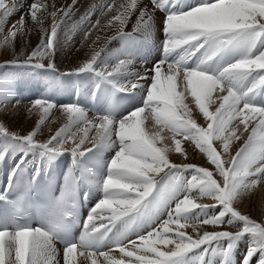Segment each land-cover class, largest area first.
Here are the masks:
<instances>
[{
  "label": "snow or ice",
  "instance_id": "snow-or-ice-1",
  "mask_svg": "<svg viewBox=\"0 0 264 264\" xmlns=\"http://www.w3.org/2000/svg\"><path fill=\"white\" fill-rule=\"evenodd\" d=\"M163 3L166 0H151V9L145 7L140 11L137 26L149 22L152 11L162 7ZM20 7L22 5L18 0H8V3L0 0V31H3L7 19ZM136 7V0H131L125 12L114 17L121 24L120 32L127 15ZM71 8L68 6L60 9L62 17L68 16ZM41 9H46V5L42 0H36L28 10L31 19L38 24L43 22ZM50 15L53 18L50 34L44 30L46 38L42 37L43 43L22 62L33 63V60L44 57L52 60L60 24L57 22V11H52ZM24 25L25 16L22 15L17 24L13 25L15 30H10L5 40L15 37L17 31L23 34ZM165 34V58L146 70L154 75L139 76L128 85L129 90L147 85L146 101L142 107L121 120L118 127L108 117L98 118L99 124L84 120V135L78 141L74 138L76 134L68 133L65 126L49 140L39 144L46 149L51 146L57 152L70 150L74 154L79 152L83 155L113 134L120 143L119 150L110 162V175L103 183L106 198L101 199L87 217L85 235L81 241L63 248V264H74L72 257L78 248L81 249V256L87 253L85 259L97 254L105 257V264H180L181 258L188 252L201 247L207 251L209 246L221 241L229 242L224 253L227 255L232 247L231 242L245 234L255 237L256 243L250 247L244 264H248L257 252L261 254L257 264H264V222H257L235 207L242 195L264 183V107L253 106L247 99L250 94L264 87V48L256 51L257 44L264 42V0H210L185 12L169 13L165 17ZM233 42L243 46L245 52L240 59L225 66L218 74H207L199 67H186V61L201 49H206V58L201 60V64H204ZM174 50L183 53L179 61L168 59ZM99 55L100 52L93 54L91 60L77 71L92 68ZM123 63L116 70L123 67ZM34 64L44 66L40 62ZM165 64L167 73L162 76L161 68ZM112 74L106 73L108 76ZM249 78L246 90L240 91L237 86ZM141 80L145 83H141ZM178 80L182 84L180 91H177ZM214 93L216 99H213ZM189 95L192 100L185 103ZM217 99L221 102L214 112L209 111V105L215 104ZM45 103L36 101L33 106L43 107ZM191 103L203 114L206 127L199 126L192 118V109L189 107ZM53 107L47 103L44 111ZM145 109L149 110L148 115L142 118ZM62 110L68 114L69 121L73 120V114L79 113L73 106L63 107ZM82 117L83 114L79 113V118ZM149 119L159 126L158 130L145 129V120ZM235 120H239V124L232 126ZM240 124L243 129L237 135ZM92 129H96V135L90 138L92 147L82 149ZM164 130L172 134L170 139L177 152H182L181 141L176 139L179 136L205 153L222 180L218 182L214 179L213 171L207 167L171 162L167 155L171 149L166 144L157 147L158 143L169 139L161 135ZM244 133L248 135L243 145L234 156L230 155L231 142L240 139ZM36 134L32 131L21 139L34 144L38 142L34 139ZM69 140L72 146L65 147ZM213 141H220L217 147H222V153L213 147ZM189 170L193 174L187 178L183 193L175 196L174 203L169 206L167 218L159 220V230L152 228L146 235H138L135 240L127 239L115 245L122 256L135 257V261L115 259L97 246L99 236L114 221L138 210L157 188L161 174L167 176L169 173ZM194 191L199 193L197 199L207 197L214 203H196L191 198ZM103 209L109 210L111 215L100 216L97 210ZM193 211L197 214L189 220V214ZM96 218L107 219L108 224L101 223L98 227ZM234 221L242 222L241 227L235 230L224 227L232 225ZM200 224L220 226L221 230L204 231L202 235L197 232L196 238L183 231L192 227L195 232ZM158 245L171 247L162 251ZM57 254L58 250L49 234L41 229L0 231V264H59ZM92 264H97L96 259H92Z\"/></svg>",
  "mask_w": 264,
  "mask_h": 264
},
{
  "label": "bare ground",
  "instance_id": "bare-ground-1",
  "mask_svg": "<svg viewBox=\"0 0 264 264\" xmlns=\"http://www.w3.org/2000/svg\"><path fill=\"white\" fill-rule=\"evenodd\" d=\"M77 1L78 0H75V3ZM18 2L22 5V7H20L13 15H11L13 16L12 18L9 17L7 19L6 23L3 26V31H0V87H5L4 90L2 89V94H0V124H5L10 127V125H12L14 121L18 123L17 126L19 125L16 131H7L8 133H4L6 137H4L3 140H0V144L2 143V145L0 146V189L2 188L1 185L5 181H7L8 176L12 174V170L19 159H24L28 161L32 168L45 169L48 163L54 159H58V156L62 154V152L67 151L74 154L70 150H63L57 152L51 146L47 149L42 148L39 146V144H42L45 141L49 140L52 136L56 134L57 131L62 128H65V126H67L68 133L76 134L74 138L78 141L84 135L82 131V129L85 127V125L83 124L84 120L94 121L95 123L99 124L98 118L100 117V112L98 109V104L101 103L104 112L105 103L109 99V96L111 94V91L108 94H105L103 92L105 90L104 88H98V85L103 84L104 81L111 82L115 86H119L125 90H129L128 85L131 82L134 83L137 77L142 75H147L150 77L154 75L153 72H146V70L151 69L153 65L165 58L163 50V44L166 39L165 17L167 15L165 14L168 12H184V9L181 8L180 5L181 0H166V3H163L161 7L164 10V13L160 12L158 9H155L151 13V19L149 22L137 26V19L139 18L140 11L143 10L145 7L151 9V0H136L137 7L133 9L134 13L131 15L128 21L129 25L125 28L124 24L122 32H120L121 24L118 20H115V22L113 23V18L116 13L121 14L125 12L126 8L128 7L126 0H104L105 4L113 2L114 3L110 10L111 14L109 13L111 16L106 14L102 17L101 21H103V19V22H111L113 20L111 22L112 24L119 25L120 28L115 33H118V35L121 33L119 37L112 39L115 34H113L112 30H110V33H112L110 37H101L98 39L95 38L94 40L89 39L92 35V31L98 32L101 29V25L99 23L97 24L98 26L91 29V31H87L85 35H83L82 33L85 32L84 29L86 24L83 27L78 26L79 29L77 28V30H75L76 28L72 27V29H69L66 33H64V29L67 28L66 25L65 27L60 28V30H58L57 32L56 38H61L69 41V38L74 32L77 34V36L79 34L82 35L79 39L83 37L82 40L84 43L82 45V48H79L78 51H75L73 55L72 53H68L66 55L67 52L65 51L61 52V54L59 55L66 57L65 61L63 62L66 67L63 68L61 73H72L73 76L76 78L79 87L77 92H73L71 94L72 86L68 84L65 79L63 81H58V79L53 75V73L49 71H45L49 72L45 73V75L42 72L39 73L40 75L34 76L32 78L30 77L29 80H32L33 85H35L36 82H41V84L42 82H44L43 87L39 88L38 90L39 94H41L42 97L41 100L54 105L52 109L45 112L44 108L47 107V103H45L43 107H34V103L31 105L23 104L22 100L20 99L19 93L23 92L24 89L25 91L28 90L30 92L33 89L32 87L28 86L27 82L21 80L24 77L23 73H25L24 71L27 66H22L23 68H25L24 71L18 69L16 71L11 70V72L5 71V67L10 63H15V61H23L27 55H30L32 51L39 48L40 44L43 43L42 37H45L44 30H47L49 34L51 32L53 18L50 13L52 11H57V22H59V20L65 18L62 17V13L59 10L68 6L73 7V0H42V3L46 5V9H41V13L43 16L42 24H38L33 21L31 19V16L28 14L30 5L33 2H36V0H18ZM79 2L77 6H79ZM96 2L97 0H95V2L91 5L93 6ZM6 3H8V0H6ZM130 3L131 2H129V4ZM88 11L90 12L89 15H92L91 8ZM22 15L25 16L23 34H21L20 31H17V35L15 37H9V39L6 41L5 37H8V33L11 30L10 27L12 25H16ZM12 30L15 29L13 28ZM136 31L140 32V34ZM89 33L91 35H88ZM73 35L75 37H72V43L69 42L70 44L68 45L71 50L73 48L74 43H78L80 41L76 40L77 36L75 34ZM136 35L139 36L140 41L136 44L135 47H130L132 50V52L130 53L128 52L127 46H133V42H135V39H133V37ZM92 40L95 42L93 43ZM96 52H100V55L94 62L92 68L85 69L83 71H77L86 62L90 61L92 55ZM205 52L206 49H201V52H196L194 55H192V58H194V60L188 65V61L190 60L189 58L186 61V67L188 69H196L199 67L200 70H203L206 73L212 72L215 75L216 72L223 69V66L225 64L221 62L219 57H217V59H215L214 61L209 60L206 63L201 64V60L206 58ZM174 53H177L180 57H182L183 55L180 50H174L170 53V55ZM69 56L73 58V61L68 60V58H70ZM54 57H56L55 54L52 56V59ZM46 59L48 58L44 57L41 60H33V63H35L36 61L43 63L44 68H54L52 66L53 62H46ZM174 60L179 61L180 59L176 58ZM122 61L124 62L123 67H120L119 70H116L117 66L120 65ZM17 66H19V64ZM55 70L57 69L55 68ZM108 72H112L113 74L111 76H108L106 75V73ZM161 73L162 76L167 73V64H165L161 68ZM250 79L251 78H249L248 81H244L237 86L240 87L243 84L242 89H240V91H244V89L247 88ZM140 82L145 83V81L143 80H141ZM146 87L147 85L130 89L129 91L131 93V96H133L130 99V102L119 110L118 115L115 118L108 117L114 123L117 124V127L118 123L124 118H126L132 111L143 106L146 101ZM181 89L182 84H180L178 80L177 91H180ZM21 94L24 95L25 93L23 92ZM224 94L226 93H222L221 95ZM83 95L86 97L90 96L92 98V101L93 97H95L96 103L92 104V106L85 105L84 109H79L75 106V108L79 110V113L83 114V117L82 119L79 118V113H76L73 114V120L69 121L68 114L65 113L62 108L67 106L74 107L75 103L80 101L81 96ZM101 97H103L102 100ZM75 98H78V100H75ZM213 99H216L215 93L213 94ZM14 100L18 101L17 104L12 107V109L4 107ZM191 100L192 98L189 95L188 98L185 100V103H189V101ZM19 102L21 104H18ZM220 102L221 101L217 99L215 104H210L209 111L214 112L215 108L219 105ZM189 107L192 109V118L196 120L198 125L205 127L206 123L203 114L199 113V110L194 103H191ZM21 109H23V111L25 109L26 112L24 111L25 113H22ZM148 111V109H145V112L141 114V117L143 118L144 116H147ZM124 112H127V115H124ZM104 117H106L105 112ZM152 122L154 121H151L150 119L145 120L144 127L146 130L151 129L150 123ZM238 122L239 120L233 121L232 126L237 125ZM242 129L243 125L240 124L239 130L237 131V135H240V130ZM32 131H35L37 133L34 139L38 140V142L34 144H28L24 142L21 137L29 134ZM1 135L3 136V132L1 133ZM9 135H12L14 138L11 139ZM95 135L96 129H92L91 131H89V139L85 140V143L81 146V148H91L92 142L90 138ZM161 135L169 139H166L163 143H158L157 145H161L163 147L166 144L171 149L168 152V155L171 158V162L177 164L190 163L201 167H207L210 171H213V178L219 177V174L215 172V166L211 165L205 153L203 155V159L199 158L200 153L202 152H200L192 142L185 140L183 137H176V139H180L182 149V152H177L175 150L174 142L170 139L172 134L169 133L167 130H164ZM247 135L248 133H244V135L241 136L240 139H234L231 142L230 155H235V153L243 145ZM71 146L72 142L71 140H69L68 144L65 145V147ZM119 148L120 143L113 134L108 139L97 144L94 148H91L90 151H86L83 155H80L79 152L74 154V156H76L75 170H77L80 174L81 184L88 192L90 203L89 206H87V209L90 208L91 211L95 208V206L99 203L101 199L106 198L107 194L103 188V183L105 179L110 175V162L115 157L116 152L119 150ZM219 153H222V151H219ZM180 172L181 173H178L179 175L184 172V177L182 176L184 184L181 183L182 177L180 179L177 177L179 179V183L183 185V187H181L180 189V185H176L173 191L171 190L170 192V189L171 187H173V184L168 182V176L162 178L160 181V187L162 186V189L167 192V195L165 194V200L163 199L164 201L160 202L159 209L161 208L162 211L164 209L166 211V214L171 203H174L176 196L175 192L177 191L178 193V191H180L181 193L179 194H182V191H184L186 187L187 178L193 174L191 170ZM162 175L163 174H161V176ZM164 179L166 180L165 182ZM249 179H254V177H249ZM160 192L162 193V190H160ZM198 196V191H194L191 198L196 203H214V201L207 197L197 199ZM235 207L237 208V210L241 211L243 214L249 215L250 218L256 220L257 222H264V183L263 185L256 186L254 189L242 195L240 200L236 203ZM97 211L102 217H108L111 215V212L107 209ZM161 213L163 214L164 211ZM196 214L197 213L193 211L189 214L188 219L191 220L193 217H195ZM166 218L167 217H152L151 220H149L147 223H140L137 227H132L130 225L129 217H122L114 221L110 225L109 229L104 232L103 235L99 236L97 246L102 251L108 253L109 256L115 259H124L125 261L131 259L132 261H135V257L129 258L126 256H122V254L115 247V245L127 239L135 240L137 239L138 235H146L147 232L152 230V228L159 230L160 221ZM202 219L203 217H201V220ZM95 223L99 227L101 223L108 224V220H101L100 218H96ZM241 223L242 222L240 221H234L232 225L226 226L225 228L229 230H235L241 227ZM173 229H175L174 225ZM213 230H221V227L200 224V227H197L195 232L193 231L192 227H187L183 229V231H185L187 235H191L193 238H196L197 232L202 235L204 231ZM137 242L139 243V241ZM231 243V250L228 251L227 258L225 260L223 259V257L221 258V256H219V254L217 253L218 251H216L215 249H213L214 252L209 253L208 248L207 251H205L204 247L190 251L195 252L191 253L190 257L192 259L194 257L196 260L201 259V262L197 261L198 264H244L247 253L250 247L256 243V240L246 238L243 241L238 239L236 241H232ZM226 245L228 246V244ZM55 247L58 250L57 259L59 260V264H63V248L57 246ZM158 247L160 248V250L163 251L167 250V247L171 246L158 245ZM200 249L203 250L202 255H199L200 253H198ZM80 251L81 249H78L77 253L72 257L74 264H92V259H96L97 264H105V257L99 256L97 254L94 257L85 259L87 253L85 254V256H81L79 254ZM219 253L224 254L225 252ZM185 256H188V253ZM185 256L181 258L180 262L185 259ZM260 259L261 254L260 252H257L248 261V264H257Z\"/></svg>",
  "mask_w": 264,
  "mask_h": 264
},
{
  "label": "rangeland",
  "instance_id": "rangeland-1",
  "mask_svg": "<svg viewBox=\"0 0 264 264\" xmlns=\"http://www.w3.org/2000/svg\"><path fill=\"white\" fill-rule=\"evenodd\" d=\"M80 1V2H79ZM78 2H79V6H77L78 5ZM95 2V0H78L75 4H74V6L71 8V12L68 14V16H66L65 18H62L61 20H59V24H60V27L58 28V30H60V28H62V27H65V25H66V27L67 28H65L64 29V33H66L69 29H72V27L73 28H76L75 30H77V28L79 29V27L78 26H81V27H83L85 24V29H84V31L85 32H83L82 34L83 35H85L86 33H87V31H91V29H93V28H95L96 26H98L97 24L99 23L100 25H101V29L97 32V31H92V35L89 33L88 35H91L90 36V38L89 39H95V38H101V37H110V35L112 34V33H110V30H112V32H113V34H115L118 30H119V28H120V26L119 25H117V24H112L111 22L113 21V23L115 22V19L113 18V20L111 21V22H103L104 21V19H103V21H101V19H102V17L103 16H105L106 14H108V15H110L111 13V7L113 6V3H108V4H105V2H104V0H97V2L92 6L91 4H93ZM129 2H131V0H126V3H127V6H128V4H129ZM91 5V6H90ZM73 8H75V9H73ZM91 8V11H92V15H89L90 14V12L88 11L89 9ZM72 9H73V11H72ZM110 13V14H109ZM134 13V10L132 9L131 11H130V13L127 15V19H126V21H125V28H126V26H128L129 24H128V21H129V19H130V17H131V15ZM88 15V16H87ZM117 15H119L118 13H116V15L115 16H117ZM111 16V15H110ZM114 16V17H115ZM11 18L13 17V16H10ZM86 17V18H85ZM87 21V22H86ZM80 22V23H79ZM75 26V27H74ZM13 27V25L10 27L11 28V30L13 29L12 28ZM58 30H57V32H58ZM136 32H138V31H136ZM139 34H140V32H138ZM73 34H75L76 36H77V34L74 32ZM71 35V37L69 38L70 40L69 41H67V40H65V39H59V38H55V42H54V49H53V52H54V54H55V56L56 57H54L51 61H49L48 59H46V62H49V63H51V62H53V67L54 68H56L57 70H59L60 71V73L62 72V70H63V68L64 67H66V65L65 64H63V62L65 61V59H66V57L65 56H59L60 54H61V52H63V51H65V52H67L66 53V55L68 54V53H72V55H73V53H75V51H78V49L79 48H82V45H83V40H82V38L81 39H79L82 35L81 34H79L78 36H77V39L76 40H80L78 43H74V45H73V48H72V50H71V48L68 46L70 43H72V37H75L74 35ZM121 34V33H120ZM119 34V35H120ZM119 35H118V33L117 34H115V36L114 37H112V39H114V38H117V37H119ZM60 36H61V32H60ZM59 36V37H60ZM58 40V41H57ZM65 40V41H64ZM92 40V42L94 43L95 41H93ZM116 40V39H115ZM70 42V43H69ZM68 47V48H67ZM70 48V49H69ZM71 51V52H70ZM53 54V55H54ZM57 54V55H56ZM70 57V56H69ZM63 58V59H62ZM68 60L69 61H73V58H68ZM67 61V60H66ZM35 63H36V61H35ZM66 63V62H65ZM19 64V66H17ZM37 66L36 64H34V63H26L25 62V64H24V62H22V61H15V63H10L9 65H7L6 67H5V71H9V72H11V70H13V71H16V70H22V71H24V69L25 68H23V67H26V69H25V73H23V75H24V77H23V79H21L22 81H25V82H27L28 83V86H30V87H32L33 89H32V91L30 92V91H28V90H26L25 91V89L23 90V92L25 93L24 95H22L21 93H23V92H21V93H19V95H20V99L22 100V103L23 104H33V103H35V101H42L41 100V94H39V92H38V90H39V88H41V87H43V84H44V82H42V84H41V82L40 83H38V82H36V84L35 85H33V83H32V80L30 81L29 79H30V77L32 78V77H34V76H37V75H40L39 73H42V72H38L37 71V69L35 68L34 70H33V68L32 67H30V66ZM17 66V67H16ZM23 66V67H22ZM21 69H20V68ZM44 67V66H43ZM45 73H49V72H45ZM45 73H44V75H45ZM31 75V76H30ZM22 77H20V78H22ZM69 81V80H68ZM70 83H71V81H69ZM39 84V85H38ZM2 89L4 90L5 89V87H0V94H2L1 92H2ZM34 91V92H33ZM28 93V94H27ZM31 93V94H30ZM35 94V95H34ZM29 98V99H28ZM17 101L18 100H14V101H11V103H9L8 105H6V106H4V107H7L8 109H12V107L13 106H15L16 104H17ZM29 102V103H28ZM6 104V103H5ZM18 104H21L20 102L18 103ZM3 106V105H2ZM22 110V113H25L26 112V110L24 109V111H23V109H21ZM0 114H1V112H0ZM202 114V113H201ZM3 116V115H2ZM1 117V116H0ZM17 124L18 123H16V122H14L13 121V124L12 125H10V127H8L7 125H5V124H0V140H3V138L4 137H6V135L4 134V133H8L7 131H16L17 130V128H18V126H17ZM238 124H239V122H238ZM150 125H151V129L150 130H152V131H156V130H158V128H159V126L158 125H155V122H152V123H150ZM200 126V125H199ZM206 127V126H205ZM5 130V131H4ZM3 132V136L1 135V133ZM162 134V133H161ZM11 136L12 135H9V137L11 138ZM12 139V138H11ZM119 142V141H118ZM220 144V141H213V147H216L217 148V146ZM2 145V143L0 144V146ZM157 147H162L161 145H157ZM219 151L221 152L222 151V147H218V150H217V152L219 153ZM167 155H168V153H167ZM204 155V153H200V159H203V156ZM168 158H169V160H171V158H170V156L168 155ZM178 173H181L180 171H178V172H174V173H169L167 176H168V182H170V183H172L173 185V187H171V189H170V192H171V190L173 191V189H174V187L176 186V185H180V187H179V189L181 188V187H183V185L182 184H184V181H183V173L184 172H182V174H178ZM167 176H165L164 174L161 176L162 178H164V177H167ZM183 176V177H182ZM173 177V178H172ZM180 179L181 177V183H179V179ZM161 178V179H162ZM214 179H217L218 180V182L219 181H221L222 180V178L219 176V177H217V178H215L214 177ZM166 180L164 179V182H165ZM178 182V183H177ZM260 186L261 185H263V183H261V184H259ZM259 185H257V186H259ZM159 187H160V185H157V188L154 190V192H157L156 193V195H155V197H156V199L157 200H155L154 199V201H156V206L160 203V202H163L165 199H164V197L166 198V196H165V194L167 195V192L165 191V190H163L162 189V186L160 187V190H162V193L159 191ZM170 192H169V194H170ZM183 192V191H182ZM179 193H181L180 191H178V193H177V191L175 192V195L176 196H178L177 194H179ZM174 195V196H175ZM179 195H181V194H179ZM164 199V200H163ZM170 203H171V201H170ZM169 203V204H170ZM171 204H173V202L171 203ZM156 210V209H155ZM154 210V211H155ZM159 216H158V218H165L166 217V211L163 209V211H164V213L162 214L161 212H163L162 210H161V208L159 209ZM161 213V214H160ZM165 214V215H164ZM162 215V216H161ZM196 216V215H195ZM199 223V222H198ZM200 227V226H199ZM224 227H226V226H224ZM246 238H250V239H255L256 240V238L255 237H253L251 234H245V235H243V236H241L240 238H239V240H241V241H243L244 239H246ZM226 244H229V242L228 241H221V242H217V243H215V244H213L212 246H209L208 247V252L210 253V252H214L213 251V249H215L216 251H218L217 253L219 254V256H221V258L223 257V259L225 260L226 258H227V255H226V257H225V254H221V253H219V252H222V253H224L225 252V249L227 248V245ZM191 253H195V252H191ZM191 253H189L188 252V256H189V258H188V256H185V259L183 260V261H181L180 262V264H182V263H184V264H186V262L188 261L189 262V264H198V262L197 261H200V260H196L194 257H193V259L190 257V255H191ZM198 253H200L199 255H202L203 254V250H199L198 251ZM187 259V260H186ZM186 260V261H185ZM202 261V260H201ZM200 261V262H201ZM193 262V263H192ZM199 262V263H200Z\"/></svg>",
  "mask_w": 264,
  "mask_h": 264
}]
</instances>
